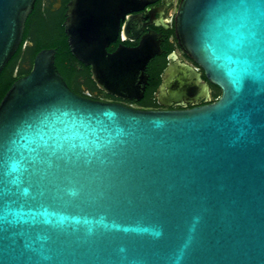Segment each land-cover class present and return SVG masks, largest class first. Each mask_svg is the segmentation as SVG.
I'll return each instance as SVG.
<instances>
[{
  "label": "water",
  "instance_id": "1",
  "mask_svg": "<svg viewBox=\"0 0 264 264\" xmlns=\"http://www.w3.org/2000/svg\"><path fill=\"white\" fill-rule=\"evenodd\" d=\"M34 3L0 0V72ZM111 4L69 0L67 45L99 89L139 99L153 52L109 53L102 20L77 19ZM177 37L217 100L150 110L84 97L54 48L12 82L0 100V264H264V0H181ZM192 77L171 94L187 95Z\"/></svg>",
  "mask_w": 264,
  "mask_h": 264
},
{
  "label": "flooded vegetation",
  "instance_id": "2",
  "mask_svg": "<svg viewBox=\"0 0 264 264\" xmlns=\"http://www.w3.org/2000/svg\"><path fill=\"white\" fill-rule=\"evenodd\" d=\"M68 2L69 0H35L32 10L35 8L55 27L64 31ZM180 2L181 0H112L103 16L90 13L77 16L78 20L86 19L89 25H98L102 20L106 34L113 36L106 45L109 53L120 46L137 47L141 44H145L153 52L144 66L146 83L139 99L121 98L99 89L92 79L91 66L80 62L73 55L74 74L70 83H67L68 86L81 96L135 109H187L217 100L221 96V88L207 78L204 68L179 43L177 15ZM167 71L170 79L161 88L163 75ZM188 73L193 77L189 82L187 95L175 98L170 91L175 89L178 79Z\"/></svg>",
  "mask_w": 264,
  "mask_h": 264
},
{
  "label": "trees",
  "instance_id": "3",
  "mask_svg": "<svg viewBox=\"0 0 264 264\" xmlns=\"http://www.w3.org/2000/svg\"><path fill=\"white\" fill-rule=\"evenodd\" d=\"M42 48L56 50L55 67L66 83H70L75 58L70 53L64 31L34 8L26 20L20 46L0 72V100L14 80L29 72L34 55Z\"/></svg>",
  "mask_w": 264,
  "mask_h": 264
}]
</instances>
